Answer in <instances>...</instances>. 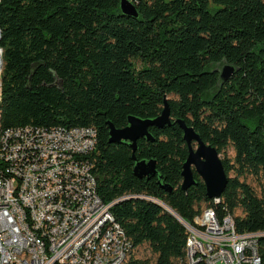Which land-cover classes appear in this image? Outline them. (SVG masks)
<instances>
[{"label":"trees","instance_id":"1","mask_svg":"<svg viewBox=\"0 0 264 264\" xmlns=\"http://www.w3.org/2000/svg\"><path fill=\"white\" fill-rule=\"evenodd\" d=\"M130 1L136 18L119 0H0V129L95 128L89 157L102 201L118 200L111 223L134 250L147 244L155 264H183L185 226L150 199L184 224L212 205L195 171L181 189L182 130L150 126L154 140L139 138L133 154L127 142H109L106 121L121 128L129 115L154 118L166 99L172 121L183 119L218 154L234 152L221 158L228 181L218 216L229 210L238 232H264V0ZM222 63L235 67L227 81ZM133 155L155 159L157 175L135 176ZM259 244L264 254V236ZM133 252L126 264H150Z\"/></svg>","mask_w":264,"mask_h":264},{"label":"built area","instance_id":"2","mask_svg":"<svg viewBox=\"0 0 264 264\" xmlns=\"http://www.w3.org/2000/svg\"><path fill=\"white\" fill-rule=\"evenodd\" d=\"M2 68L0 48V98ZM96 143L90 126L0 129V264H108L124 249L133 252L119 224L97 220V212L118 200L105 203L97 193L89 157ZM220 198L186 221L183 264H264V232H238L233 213L218 216ZM205 215H212V224H205ZM42 216H50L48 226H41ZM102 223L110 230L101 250L115 246L111 257L90 252L94 228ZM197 238H205L207 255L197 250ZM251 245H258V261L249 260Z\"/></svg>","mask_w":264,"mask_h":264},{"label":"water","instance_id":"3","mask_svg":"<svg viewBox=\"0 0 264 264\" xmlns=\"http://www.w3.org/2000/svg\"><path fill=\"white\" fill-rule=\"evenodd\" d=\"M121 13L131 17H137L138 11L135 5L130 0H119ZM235 72V67L231 64L225 63L219 71V77L222 81H227ZM109 133L110 143H119L121 141L127 142L134 154L137 147V140L139 138H146L153 141V136L148 131L150 126L163 128L164 126L178 124L182 130V138L188 147V154L183 162L181 176V189L187 190L195 179L193 171H195L205 184L206 196L210 199L220 198L228 181L224 167L219 157L216 148L203 141L200 135L185 123L183 119H175L172 121L169 113V107L166 99L163 101V108L161 113L154 118H140L133 115L127 117V124L124 127L117 128L109 120L106 121ZM134 166L133 174L139 178L150 177L157 175L155 159H137L133 155ZM166 190L171 187L164 184ZM152 201L161 205L167 212H169L176 219L180 220L179 215L157 199L150 198Z\"/></svg>","mask_w":264,"mask_h":264},{"label":"bare ground","instance_id":"4","mask_svg":"<svg viewBox=\"0 0 264 264\" xmlns=\"http://www.w3.org/2000/svg\"><path fill=\"white\" fill-rule=\"evenodd\" d=\"M108 212L109 210H100V212H97V220H104V217H108ZM179 221L185 226L187 230V224H184L181 219ZM48 223H50V216H42L41 226H48ZM109 230L110 224L108 223H102L100 224V227L94 228V234H92V242L90 244L91 254H100L101 252V257H111L116 254L115 246H107L106 250H101V246H104V242H106V235H108ZM262 236H264V233L260 235V237ZM197 250L200 252V255H207V245L205 243V238H197ZM131 251L132 249H124L123 255L111 257V261H109L108 264H126ZM249 260H259L258 245H251V250H249Z\"/></svg>","mask_w":264,"mask_h":264},{"label":"rangeland","instance_id":"5","mask_svg":"<svg viewBox=\"0 0 264 264\" xmlns=\"http://www.w3.org/2000/svg\"><path fill=\"white\" fill-rule=\"evenodd\" d=\"M224 64H225V63H222V64H218V65H216V69H218V70L220 71V70L222 69V67H223ZM233 155H234L233 150H232L230 147H228L224 152H222V153L219 154V157H220V158H223L224 156H227V157H233ZM245 181H246L247 183H249L251 186H253V187L255 188L256 191H258V188H259V187L257 186V184H256V180H255L254 178H252V177H247V178L245 179ZM235 213L238 214V213H240V212H239V210H235ZM133 254H134V256L137 257V258H147V259H149L150 264H155V257H156V255L153 254V253L150 251V249H149V247L147 246V244H143V245L139 246L138 248H136V249L134 250Z\"/></svg>","mask_w":264,"mask_h":264}]
</instances>
